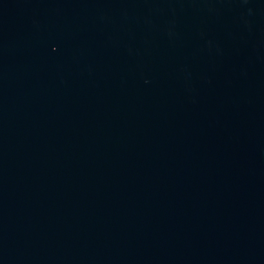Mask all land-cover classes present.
Instances as JSON below:
<instances>
[{"label": "water", "instance_id": "water-1", "mask_svg": "<svg viewBox=\"0 0 264 264\" xmlns=\"http://www.w3.org/2000/svg\"><path fill=\"white\" fill-rule=\"evenodd\" d=\"M0 264H264V0H0Z\"/></svg>", "mask_w": 264, "mask_h": 264}]
</instances>
